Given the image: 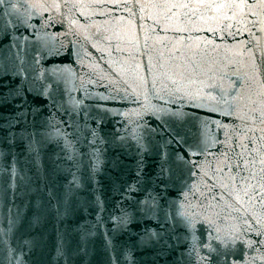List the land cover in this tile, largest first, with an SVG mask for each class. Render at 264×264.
<instances>
[{
	"label": "snow or ice",
	"instance_id": "snow-or-ice-1",
	"mask_svg": "<svg viewBox=\"0 0 264 264\" xmlns=\"http://www.w3.org/2000/svg\"><path fill=\"white\" fill-rule=\"evenodd\" d=\"M174 137L177 138L178 140H179L180 138H182V137H181V132H180L179 130H175V132H174Z\"/></svg>",
	"mask_w": 264,
	"mask_h": 264
}]
</instances>
